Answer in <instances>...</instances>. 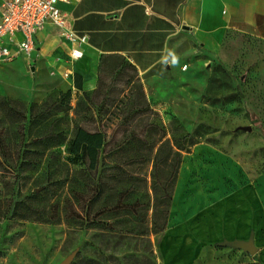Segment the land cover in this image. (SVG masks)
<instances>
[{
	"label": "rangeland",
	"instance_id": "obj_1",
	"mask_svg": "<svg viewBox=\"0 0 264 264\" xmlns=\"http://www.w3.org/2000/svg\"><path fill=\"white\" fill-rule=\"evenodd\" d=\"M237 42L247 56L232 72L187 40L171 66L144 76L107 59L94 96L71 91L66 102L61 87L30 102L0 95L9 102L0 99V264H264V46ZM8 109L26 119L13 125ZM80 128L106 136L96 170L69 153ZM197 132L157 233L153 159ZM252 235L255 256L223 245Z\"/></svg>",
	"mask_w": 264,
	"mask_h": 264
},
{
	"label": "crops",
	"instance_id": "obj_2",
	"mask_svg": "<svg viewBox=\"0 0 264 264\" xmlns=\"http://www.w3.org/2000/svg\"><path fill=\"white\" fill-rule=\"evenodd\" d=\"M60 7L67 29L86 36V43L73 46L52 33L61 29L46 25L36 34L30 57L19 55L0 64V95L30 102L55 87L94 92L103 59L123 60L144 76L165 63L171 66L175 50L187 40L213 55L229 72L241 67L247 56L237 37L264 46V0H72ZM9 47L16 50L13 42ZM75 49L82 52V58L63 65V58ZM54 70L56 75H51ZM63 71L69 77L61 86L57 75ZM172 231L167 237L171 234L180 242ZM190 260L184 258L182 264Z\"/></svg>",
	"mask_w": 264,
	"mask_h": 264
},
{
	"label": "built area",
	"instance_id": "obj_3",
	"mask_svg": "<svg viewBox=\"0 0 264 264\" xmlns=\"http://www.w3.org/2000/svg\"><path fill=\"white\" fill-rule=\"evenodd\" d=\"M72 0H0V64L11 62L19 55L30 57L35 51V37L46 25L61 29L63 37L73 46L81 47L86 36L67 29L62 4ZM16 36H19L18 39ZM10 42L16 44L11 50ZM80 50L71 53L73 61L82 58ZM187 70V66H184ZM65 77H69L68 74Z\"/></svg>",
	"mask_w": 264,
	"mask_h": 264
},
{
	"label": "trees",
	"instance_id": "obj_4",
	"mask_svg": "<svg viewBox=\"0 0 264 264\" xmlns=\"http://www.w3.org/2000/svg\"><path fill=\"white\" fill-rule=\"evenodd\" d=\"M106 61L103 59V62ZM102 62V63H103ZM127 66H129L132 70L136 71L135 68L125 62ZM102 68V66H101ZM76 80H78L80 77L76 76ZM77 88L81 91H83L82 86L80 84H76ZM84 96H88V92H83ZM100 94V81L97 89L92 93V95ZM72 97V92L68 91L66 93V102H70ZM2 103L4 106L7 107L9 102L3 98ZM46 108V103H43L40 107L33 106L31 109V116H33V119H37L36 112H38L41 109ZM10 110L8 109V114L12 116H16L15 121L12 122V124L22 123L24 121V118L26 117L23 115V113H18L17 115L13 113H9ZM43 118V117H42ZM32 119V120H33ZM199 137H201L200 133H195L193 135H186L184 142L179 144L178 142L173 141V143L170 144V149L168 150V157L164 158L162 156V153H164V149L167 146L168 142H165L160 147V150L156 157L153 159L154 163V187L162 188L163 190V196L158 200L157 206L161 210L159 211V215L156 213L155 215V221L153 223V229L157 233H164L167 229V220L169 216V210L170 204L172 202V194L175 190V185L178 179V171L180 169L181 163H182V155L183 152L188 150L190 147L196 145L199 141L197 140ZM0 140L1 136H0ZM106 146V136L102 132H95L90 133L86 131L83 128L78 129L75 137L70 142L69 146V153L73 156L75 163H83L88 164V168L90 171L96 170L99 160H100V154L103 151V149ZM134 163V162H133ZM160 168L165 171H167V175L165 177L160 176L158 179V172ZM126 199V198H125ZM124 202V200H122ZM124 207V206H123ZM158 210V209H157ZM104 213V212H103Z\"/></svg>",
	"mask_w": 264,
	"mask_h": 264
},
{
	"label": "water",
	"instance_id": "obj_5",
	"mask_svg": "<svg viewBox=\"0 0 264 264\" xmlns=\"http://www.w3.org/2000/svg\"><path fill=\"white\" fill-rule=\"evenodd\" d=\"M250 130L251 129L248 128V131ZM223 245L232 249L242 250L246 253H249L252 256H255L258 252V249L255 246V239L253 235L250 237L248 241H240V240L226 241L224 242ZM72 259L73 258L70 257L69 259L65 260L62 264H70L72 262Z\"/></svg>",
	"mask_w": 264,
	"mask_h": 264
}]
</instances>
